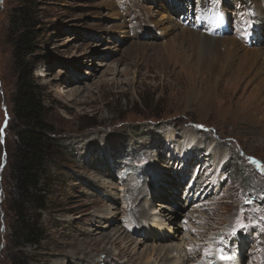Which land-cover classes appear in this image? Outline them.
I'll list each match as a JSON object with an SVG mask.
<instances>
[{"label":"rangeland","instance_id":"obj_1","mask_svg":"<svg viewBox=\"0 0 264 264\" xmlns=\"http://www.w3.org/2000/svg\"><path fill=\"white\" fill-rule=\"evenodd\" d=\"M34 2L41 39L31 57V69L49 108L47 120L64 137L67 154L55 158L62 163L58 175L52 171L53 164L50 165L54 175L51 194L40 219L45 238L39 245L16 246L10 235L12 222L5 199L9 155L19 130L12 103L16 75L7 25L12 8L23 6L21 0H2L0 264H12L14 255L20 252L23 258L30 259V264H62V259L67 258L69 264L81 260L83 264L105 261L113 264L116 256L99 252L105 244L102 242L93 248L81 247L91 258L97 255L98 259H74L66 255L78 246L74 241L88 235L86 232L91 234L87 237H95L98 228L93 226V220L100 221L103 232L114 225L122 230L120 226L125 219L117 208L125 207L123 218H127L130 204L134 205L127 193L137 189L143 190L138 202L145 203L147 209L154 206L152 202L164 201L169 207L180 209L176 223L181 226L179 237L184 236L181 242L184 250L190 249V256L194 253L191 264L214 262L218 260L215 255L218 251L228 257V264H264V249L261 253L259 249L264 247V126L247 124L239 116L247 97L249 102L255 101L249 78L221 74L209 80L195 73L188 79L187 69L166 62L161 67L158 50L168 37L151 28V18L145 19L144 12L157 19L153 10L167 4L173 7L170 0ZM198 2L179 0L175 13L178 17L183 15V22L195 25ZM234 3L222 2V13L230 17L232 24L230 30L226 29L229 36L235 28L232 22L235 14H231L236 8ZM184 13H188L190 20ZM101 59L107 65H96ZM228 109L229 113H222ZM168 132L175 138L167 139L164 133ZM179 145L181 150L176 152ZM221 153L226 155L217 168ZM166 154L171 158L168 168L160 166ZM150 166L163 169L159 171L164 174L158 175L156 183L163 190L157 192L158 196L154 193L152 199L148 195L153 177ZM102 169L109 170L108 177L101 175ZM186 185L191 193L194 189L199 193L190 205L184 202L187 194L180 202ZM28 214L31 218V209ZM120 217L122 222L116 223ZM130 233L132 237H141L137 235L139 232ZM107 246L114 254L120 251L118 247ZM212 255L215 259H210ZM124 260L121 258L118 264ZM185 260L181 258L175 264Z\"/></svg>","mask_w":264,"mask_h":264},{"label":"bare ground","instance_id":"obj_2","mask_svg":"<svg viewBox=\"0 0 264 264\" xmlns=\"http://www.w3.org/2000/svg\"><path fill=\"white\" fill-rule=\"evenodd\" d=\"M225 1L229 3L235 2L234 5L236 7L234 13H231L235 14V17H232V22H234L235 28L233 29V35L231 36L227 34H221L220 30L217 28V23L219 21L221 22V25L224 23V26L232 25L230 17H224L223 15L221 16L223 0H199L196 10L194 11L195 17H197L195 25L191 24L189 21L183 22L181 19L183 15L178 17V15L175 13L179 8V0H170V3H174L173 7L172 4L156 7L153 10V13L157 16V19H155L156 17L152 15H148V12H144V16L147 20L151 18L149 21L151 23L152 29H155L156 32H160L162 35H167L168 37L165 43H163L158 50L160 51L161 55L159 61L161 67H163V64L166 62L169 66L187 69L189 75L188 79L189 77L193 78L192 76L195 73L196 75L200 74L201 78L205 77L208 79L215 77L216 75L218 77V75L221 74H228V76L232 77H236L238 75L247 76L249 78L248 80L252 84L251 92L255 101L249 102L250 98L247 97V101L245 100L244 106L242 105V111H239V116L242 122L253 124L255 126H264V45H258L264 43V0ZM186 15V18L190 20V18H188V13ZM141 18L143 19V17ZM155 25L159 26L157 27ZM251 30H253L254 35L256 36L253 41L256 42L254 45H246L244 35L246 32L249 33ZM97 64L105 66L107 65V61L104 62V59H101L98 61V63H96V65ZM43 73L44 76L47 75V72ZM104 81L106 80H103L102 82ZM73 89L74 88L71 90ZM64 90L65 89H62V91ZM246 102L248 105H246ZM202 111L205 112L206 108L202 107ZM229 111L230 109H228V111H223L222 113H229ZM164 134L169 140L175 138L172 132ZM186 136L187 135H184L185 138ZM91 142L92 140L90 143ZM187 146L190 148L189 142H187ZM179 147L180 148L176 149V152L181 150L180 145ZM225 155V153H221L222 157L220 156V159L217 161L219 163L217 168L221 167ZM164 156V164L160 163V166L164 165L165 168H168L171 164V158L169 154ZM150 168L152 169L150 173L153 177H151V182L148 184V195H150L152 199L154 193L156 196H158L157 192L159 190H163L156 183L159 182V180H157L158 175L164 174H161L159 171L163 169L158 167L153 168V166H150ZM108 172L109 170L102 169L101 175L103 177H108ZM154 172L156 176L154 175ZM97 177L99 178V176ZM190 177L193 179L194 176L190 175ZM169 180L172 181V179ZM161 181L163 183H168V181L162 179ZM187 186L189 185H186L180 202H182L184 195L187 194L188 197L184 199V202L186 204L189 202L190 205L195 203L199 193H197V190L195 189L193 193H191V189H189ZM91 188L92 187L89 189ZM142 194L143 190L141 191L138 189L135 192L127 193L129 201L132 199L134 202V205L130 204L131 210L129 209L128 213L126 212L127 214H125L127 218H123V210L125 207H123V210H121V208H117L122 219H125V222L123 220V223L120 226L123 228L122 230L114 225L110 231L103 232V226L98 224L100 221L96 222L95 220H91L93 226L98 228L95 230V237H87L91 234H89V231L86 232L88 234L87 236L84 235L80 239H77L73 242V244H78V246L71 248L70 252H68L69 254L66 256H73L72 258L74 259H98L97 255L91 258V255L86 253V251L81 247H86L87 245L93 248L94 245L97 246L98 242H102L105 244L99 252H104L109 256L111 255V257L116 256V260L114 259L115 261L113 264H118L121 258H125V260L120 264H138V262L140 264H175L177 260L184 257L186 260L185 262H181V264H191L190 261L193 260L194 253L192 256H190V249L189 252L184 250L181 244L184 236L179 237L181 226L180 224L176 223V220L180 216V209H177V207L174 206L169 207L165 201L164 203L152 202V205L154 206H150L147 209L144 206L145 203L143 205V203L140 204L138 202ZM145 195H147V193ZM155 205L159 209H157ZM118 213L116 218L119 217ZM142 216L145 218L143 221H141ZM106 217L108 218L109 216ZM121 217L116 221V223H119L120 221L122 222ZM131 223H133V226ZM130 232H139L140 234L137 235H140L141 237H132ZM146 242H151L152 244L147 245ZM139 244L142 245V248H139ZM107 245H110V247L113 246L114 248L118 247L120 251L114 254V252H112ZM137 245L138 248H136ZM257 246H259V242H257ZM262 248L264 249L262 246L259 249L261 250ZM134 251H136V256L131 254ZM261 252L262 250L260 253ZM119 253L122 254L119 255ZM177 253L179 254L177 255ZM215 255L218 260L213 258L215 256L212 255V258L210 259L215 260L214 262L210 261L209 264H228L230 262H228L227 259L221 258L223 254L219 251ZM68 260L69 258L62 259L61 263L69 264L70 262ZM96 263L99 262L96 261ZM106 263L107 262L105 261L103 264ZM77 264H83L82 260L78 261ZM201 264L208 263L201 262Z\"/></svg>","mask_w":264,"mask_h":264},{"label":"trees","instance_id":"obj_3","mask_svg":"<svg viewBox=\"0 0 264 264\" xmlns=\"http://www.w3.org/2000/svg\"><path fill=\"white\" fill-rule=\"evenodd\" d=\"M21 4V8H12L7 25L16 75L12 103L19 130L9 155L5 199L12 222L10 235L16 246L39 245L45 238L41 212L48 208L54 176L52 171L58 175L62 170V163L55 158L67 154L64 137L47 120L49 108L31 69V57L38 50L41 39V27L36 28L39 26L36 3L34 0H21ZM51 164L53 170L50 169ZM29 260L20 252L14 255L12 264H30Z\"/></svg>","mask_w":264,"mask_h":264},{"label":"snow or ice","instance_id":"obj_4","mask_svg":"<svg viewBox=\"0 0 264 264\" xmlns=\"http://www.w3.org/2000/svg\"><path fill=\"white\" fill-rule=\"evenodd\" d=\"M242 227H243V225H242ZM223 241H221V243H222ZM221 258H223V259H227L228 257H224L223 255L221 256Z\"/></svg>","mask_w":264,"mask_h":264},{"label":"water","instance_id":"obj_5","mask_svg":"<svg viewBox=\"0 0 264 264\" xmlns=\"http://www.w3.org/2000/svg\"><path fill=\"white\" fill-rule=\"evenodd\" d=\"M0 1H2V0H0Z\"/></svg>","mask_w":264,"mask_h":264}]
</instances>
